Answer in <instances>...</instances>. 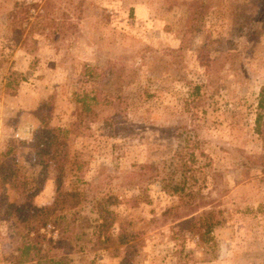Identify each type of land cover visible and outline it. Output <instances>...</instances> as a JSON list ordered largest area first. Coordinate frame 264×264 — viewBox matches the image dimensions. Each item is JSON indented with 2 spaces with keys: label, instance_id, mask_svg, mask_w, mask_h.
I'll list each match as a JSON object with an SVG mask.
<instances>
[{
  "label": "rangeland",
  "instance_id": "374dc122",
  "mask_svg": "<svg viewBox=\"0 0 264 264\" xmlns=\"http://www.w3.org/2000/svg\"><path fill=\"white\" fill-rule=\"evenodd\" d=\"M43 4L0 0V264L18 246L5 204L35 189L48 206L58 185L80 194L74 247L49 251L67 264H264V0ZM45 128L62 131L48 163ZM180 162L191 199L163 187ZM206 212L202 246L184 223Z\"/></svg>",
  "mask_w": 264,
  "mask_h": 264
},
{
  "label": "trees",
  "instance_id": "16d2710c",
  "mask_svg": "<svg viewBox=\"0 0 264 264\" xmlns=\"http://www.w3.org/2000/svg\"><path fill=\"white\" fill-rule=\"evenodd\" d=\"M44 4L42 7L47 9L52 0H40ZM38 7V6H36ZM31 6H25L18 8V4H15L14 10L11 13L12 22L17 25L16 34L19 27L23 25L24 21L29 20V11ZM20 33L17 36H21L24 33V29L19 30ZM264 94L261 92L258 100V106L261 108L255 119V130L262 136L264 142V128H262V122H264ZM85 109L86 106H85ZM263 110V111H262ZM49 130L45 128V134L42 132L37 133L34 138V146L36 148V154L41 158L49 159L51 152V146L53 142L58 140V135L61 134V130ZM52 135H51V134ZM47 134V135H46ZM51 140V141H50ZM50 141V142H47ZM8 150L5 156L10 155ZM53 154H51L52 156ZM55 157V155H53ZM50 161L47 160V163ZM188 163L180 162V175L178 178L169 174V177L163 179V187L172 194H181L187 199H191L192 196L197 194L192 187L195 185L196 180L190 172V168H186ZM3 164L0 165L2 168ZM0 168V169H1ZM188 172L190 176H188ZM10 175H13L10 173ZM12 177V176H11ZM188 185V186H187ZM39 191L35 189L24 190L21 192L23 202L19 203H6L5 213L7 216L13 219L14 225L18 231L16 233L18 246L15 249L16 256H14V263H35V264H67V258L65 257H53L49 255L51 249H67L74 247L73 240L71 239L73 232V225L79 219L78 212H74L75 207L80 204V194L76 191L65 192L57 186L56 196L53 203L48 206L37 207L31 201V198L36 196ZM73 211V212H72ZM101 213L103 207L100 206ZM103 218V219H102ZM186 218V217H185ZM193 218V216H192ZM191 218V219H192ZM106 218L100 214L97 218V228L100 229L101 235L98 236L101 243L108 242L112 236L108 231V225L106 224ZM183 223V222H182ZM187 224V231L198 238L199 243L204 246L211 241L210 233L213 231L215 222L211 216V212H206L205 217L198 218L194 223ZM44 230V232H41ZM103 233V234H102ZM56 237H54V235ZM47 247L48 250H44L43 247Z\"/></svg>",
  "mask_w": 264,
  "mask_h": 264
}]
</instances>
